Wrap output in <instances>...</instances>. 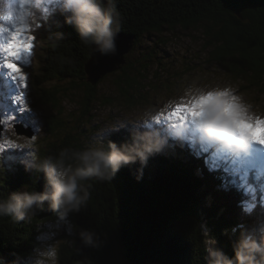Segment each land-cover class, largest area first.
Masks as SVG:
<instances>
[{"label": "trees", "instance_id": "trees-1", "mask_svg": "<svg viewBox=\"0 0 264 264\" xmlns=\"http://www.w3.org/2000/svg\"><path fill=\"white\" fill-rule=\"evenodd\" d=\"M109 7L118 13L116 34L133 37L134 42L165 29L203 25L211 62L225 68L234 80L246 83L248 91L263 94L264 0H114ZM67 15L59 12L56 22L48 24L44 34L38 33L41 58L34 83L40 88L48 82H78L84 87L87 108L97 101V87L88 83L85 74L92 45L83 44L75 27L65 22ZM129 63L127 60V66L121 68L125 77L122 92L134 82ZM42 91L44 102L56 106L58 89ZM82 114L88 116L89 111ZM55 124L47 128V134L54 137L60 122ZM143 130H120L103 139V144L112 141L120 147L131 144L134 135L145 133L158 144L160 133ZM57 141L34 148L30 154L34 165L29 168L17 164L14 170H0V200L17 191H46L45 175L37 165L55 161L61 152L66 154V165L77 166L72 154L81 151L82 145L72 136ZM180 143L173 144L177 152L173 158L157 147L143 163L137 159L122 165L110 180L78 181L85 202L79 212L68 214L75 245H62L59 264H208L206 239L215 241L211 247L229 258L241 233L259 240L264 235V206L245 194L238 175L228 176L227 169L210 159L211 153L204 157ZM247 183L264 189V174L258 176L251 170ZM34 215L31 222L0 216L2 264H23L43 234L36 227L60 218L47 201L36 207ZM81 231L92 234L94 246L84 244Z\"/></svg>", "mask_w": 264, "mask_h": 264}, {"label": "rangeland", "instance_id": "rangeland-1", "mask_svg": "<svg viewBox=\"0 0 264 264\" xmlns=\"http://www.w3.org/2000/svg\"><path fill=\"white\" fill-rule=\"evenodd\" d=\"M8 2L0 0V47L18 27H27L36 39L32 53L15 61L27 77L23 88L8 75V70L3 67V53L0 52V170L7 167L14 170L17 164L29 168L34 165L30 157L34 148H43L52 140L61 141L72 136L84 149L99 147L103 139L120 130L140 133L146 129L160 133L158 150L171 158L177 154L173 144L180 142L188 151L197 149L204 157L211 153L210 159L227 169L231 173L228 176L237 174L239 187L244 189V193L264 206V189L260 187L257 190L247 183L251 170L257 171L258 176L264 174V144L250 143L243 154L225 150L201 138L197 123L188 112L179 118L171 115L178 104L193 105L200 92L216 89L231 90L250 105L255 117L264 119V92L248 91L246 83L234 80L225 68L211 62L209 50L205 49L208 39L203 35V25L165 29L138 42L133 40L131 49L124 55V64L96 84L97 101L86 108L84 87L78 82H48L40 88L34 83L41 58L42 42L38 33L44 34L48 24L56 22L61 12L59 0H40L37 7L30 9L31 18L26 23L19 10L16 15L5 12ZM11 2L16 3L17 0ZM127 60L132 66L128 71L134 82L131 89L125 86V92H122L120 88L125 77L121 68L127 66ZM54 88L58 89L56 98L59 102L56 106L52 101L45 103L42 98V89L52 92ZM21 94L23 104L16 100ZM131 101L135 104L128 103ZM84 110L89 111L88 116L83 117ZM56 122L60 124L54 137L47 134V128L56 125ZM16 126L29 130L32 137L19 136ZM9 140L22 147H12L6 143ZM34 216H26L23 220L31 222ZM36 229L43 230L44 235L41 233L39 240L36 239L37 247L30 251L31 257L21 260L23 264H35L39 254L49 246L55 245L59 253L62 245L67 248L75 245L74 225L69 215L57 222L40 224Z\"/></svg>", "mask_w": 264, "mask_h": 264}, {"label": "clouds", "instance_id": "clouds-1", "mask_svg": "<svg viewBox=\"0 0 264 264\" xmlns=\"http://www.w3.org/2000/svg\"><path fill=\"white\" fill-rule=\"evenodd\" d=\"M40 0H11L5 6V12L16 15L17 10L23 20L31 18V8L39 5ZM114 0H59L60 10L67 13L65 22L73 25L80 40L86 46L94 45L101 54L115 51V35L118 31V13L112 5ZM191 117L195 119L202 139L218 144L225 150L242 153L250 143H260L264 140V119L255 117L250 111V105L243 102L240 96L231 90H216L200 92L197 102L192 105ZM262 144V143H260ZM158 144L152 141L151 135L136 134L131 144L118 147L109 141L99 147L89 146L72 154L76 167L65 164V152L55 160H44L37 165V170L44 173L47 190L17 191L8 199L0 200V216L10 215L16 220L31 217L36 207L47 201L53 211H58L61 219L70 212H79L85 202L78 181L95 178L110 180L122 165H127L139 159L142 163L147 155L157 149ZM80 237L86 245H93L92 234L80 232ZM215 241L206 239L208 264H264V235L259 240L251 234L241 233L233 247V256L229 258L223 252L216 250ZM35 264H58V249L49 246L41 252ZM2 264V262H0Z\"/></svg>", "mask_w": 264, "mask_h": 264}, {"label": "snow or ice", "instance_id": "snow-or-ice-1", "mask_svg": "<svg viewBox=\"0 0 264 264\" xmlns=\"http://www.w3.org/2000/svg\"><path fill=\"white\" fill-rule=\"evenodd\" d=\"M35 36L31 33V30L27 27L16 28L4 41L2 47H0V52L3 53V67L8 70V75L14 80L18 81L21 88L25 86L26 74L22 72L21 68L15 63L23 55L27 57L33 51ZM21 104L24 103L23 94L16 97ZM192 104H178L174 111L171 112L172 116L182 117L185 112L191 114ZM264 121H257V123ZM260 143L264 144V140H260ZM7 144L12 147H22L15 143L14 141H6Z\"/></svg>", "mask_w": 264, "mask_h": 264}, {"label": "water", "instance_id": "water-1", "mask_svg": "<svg viewBox=\"0 0 264 264\" xmlns=\"http://www.w3.org/2000/svg\"><path fill=\"white\" fill-rule=\"evenodd\" d=\"M133 37H126L121 34L115 35V51L109 54H101L95 49V46H91L90 59L85 65V74L87 76V81L90 85L95 86L102 78L106 75L114 72L120 65L124 64V55L132 47ZM16 132L19 136L32 137L28 131L20 129L21 127H15ZM2 132V126L0 123V136Z\"/></svg>", "mask_w": 264, "mask_h": 264}, {"label": "bare ground", "instance_id": "bare-ground-1", "mask_svg": "<svg viewBox=\"0 0 264 264\" xmlns=\"http://www.w3.org/2000/svg\"><path fill=\"white\" fill-rule=\"evenodd\" d=\"M243 154V153H242Z\"/></svg>", "mask_w": 264, "mask_h": 264}]
</instances>
